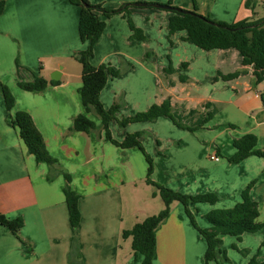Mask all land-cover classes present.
<instances>
[{
  "label": "crops",
  "instance_id": "crops-1",
  "mask_svg": "<svg viewBox=\"0 0 264 264\" xmlns=\"http://www.w3.org/2000/svg\"><path fill=\"white\" fill-rule=\"evenodd\" d=\"M89 1L109 9L133 4L126 14L142 30L136 20L145 21L142 12L145 6L134 3L168 2ZM249 1H253V6L247 5ZM173 5L227 23L264 17V0H173ZM80 14L81 7L70 0H6L0 13V212L9 218H23L22 239L0 222V264H70L75 238L64 192L67 178L29 152L18 127L9 119L19 110L32 115L49 152L58 159L59 168L71 175L72 188L81 194L80 255L73 258V264L137 263L132 238H123L122 232L135 225L131 220L125 225V192L134 201L139 181L146 178L145 154L137 146L115 145L106 139L101 128L90 133L70 130L74 118L85 111L78 91L82 85V64L75 57L87 47L80 36ZM149 15L160 18L161 12L145 15L147 20ZM170 15L165 13L159 26L166 37L170 35ZM102 18L106 20V28L94 47L91 62L95 66L109 64L115 69H125L108 79L100 95L103 104L110 107L119 93L125 94L118 81L139 69L148 82L152 74L157 78L160 96L156 102L170 98L173 107L195 119L194 125L204 123L199 130L210 133L207 144L202 140L187 143L174 140L176 166L165 177L155 170L154 180L188 194H218L219 200L214 204L192 205L196 217L202 219L201 227L210 226L208 212L235 205L241 201L244 189L252 184L250 194L259 203V220L264 221V157L251 155L238 163L228 159L236 152L234 139L244 134H256L258 147H264V79L256 82L254 66L243 65L242 55L235 48H190L184 40L187 32L177 31L169 41L171 47L181 48L179 57L175 62L169 58V66L160 64L155 72L149 62L148 40L131 38L133 30L126 15ZM104 41L111 46L109 51L102 50ZM189 51L191 56L187 55ZM183 62L188 65L182 67ZM170 66L173 70L168 71ZM59 69L61 83L49 84L43 91H28L19 86L20 81H32L37 76L52 79L51 74ZM237 70L245 72L231 79L222 76ZM3 84L9 86L16 99L11 112L1 91ZM209 113L212 116L205 121ZM88 116L98 124L94 112ZM161 117L169 118H158ZM126 134L114 138L122 141ZM157 144L160 149L163 147L160 141ZM163 155L170 157L167 150ZM214 155L220 159H213ZM156 237L154 264H204L207 242L190 221L182 203L172 205L170 215L156 230ZM229 237L240 242L241 248L250 250L240 264L255 255L264 264V228L245 232L241 239L224 235L223 241ZM235 241L231 240L232 247Z\"/></svg>",
  "mask_w": 264,
  "mask_h": 264
},
{
  "label": "trees",
  "instance_id": "trees-1",
  "mask_svg": "<svg viewBox=\"0 0 264 264\" xmlns=\"http://www.w3.org/2000/svg\"><path fill=\"white\" fill-rule=\"evenodd\" d=\"M70 1L81 7L80 36L87 43L86 49L80 51L75 56L82 64V85L78 91L85 111L79 113L74 118L70 130L90 133L92 130L98 128L97 123L88 116L89 112L97 113L101 119V129L104 130L107 140L122 148L137 146L143 151L148 162L145 181L147 184L156 187L157 191H154L153 194L160 195L165 205L159 213L147 216L144 220L135 223L131 229H124L122 232L123 238H132V249L136 256V264H154L157 246L156 230L168 218L172 205L175 202L184 205L190 221L207 242L204 264H213L214 262L220 264V259L222 258L228 260L226 250L223 248L224 235H232L241 239L245 232H257L264 228V221L259 220V203L250 194L252 184H249L244 189L241 201L235 205L208 212L206 218L210 222V226L201 227L198 224L192 205L202 202L214 204L219 200L218 194L214 192L188 194L157 183L151 178L154 170L153 159L141 142V132L127 133L122 141L114 138L110 125L117 118L121 104L114 103L110 107H106L101 101L100 95L108 79L112 76H118L120 70L115 69L109 64L95 66L91 62V58L94 55V47L106 28V20L102 16L109 17L114 14L123 13L128 19L131 30H133L131 38L146 39L142 30L137 28L133 19L126 14L131 7L130 5L133 4H125L119 9H109L101 4H93L89 0ZM148 4L150 5L151 3ZM167 4L173 5V0H168ZM5 5L6 0H0V13L4 11ZM247 5L253 6V1L247 2ZM170 11L171 15L168 24L170 35L177 31H186L187 34L184 40L204 50L235 48L242 55L243 65L254 66L256 82L264 79V74L261 73V70H264V17L227 23L215 21L195 10L186 13L177 10ZM187 65V62L182 63V67H186ZM168 70H173V66H170ZM243 72L245 70H237L229 74H223L222 76L224 79H231ZM183 79L186 80L187 78L184 77ZM59 83H61L60 80L37 76L32 81H20L19 86L28 91H43L49 84ZM1 91L5 98L7 110L11 112L15 106V96L9 86L5 84L1 86ZM262 99L264 103V93L262 94ZM173 110L172 102L170 98H167L160 104H152L145 111H139L134 115L124 118L121 120V124L125 126L131 122L153 121L160 116H167L178 126L191 131L204 125V123L196 126L183 124L175 119ZM211 116L212 113H209L205 121ZM9 119L15 127H18L19 133L26 143L29 152L36 156L37 161L46 162L52 168L59 169L67 178L64 192L69 209L70 222L75 230V238L69 256L70 264H73V258L80 255L78 232L82 220L79 206L81 194L72 188L70 184L72 181L71 175L59 168L58 159L49 152L44 136L36 126L32 115L26 110H19L14 115L11 114ZM233 143L236 147V152L228 158L230 162L238 163L251 155L264 157V147H258V136L254 133H247L235 138ZM0 222L21 238L20 229L23 225V218H9L0 212ZM234 247L237 248L235 244ZM242 251L247 253L249 250L243 249ZM245 264L263 263L255 255Z\"/></svg>",
  "mask_w": 264,
  "mask_h": 264
},
{
  "label": "rangeland",
  "instance_id": "rangeland-1",
  "mask_svg": "<svg viewBox=\"0 0 264 264\" xmlns=\"http://www.w3.org/2000/svg\"><path fill=\"white\" fill-rule=\"evenodd\" d=\"M150 3V2H147ZM151 3L150 5L145 6L142 12L146 16L151 13L161 12V17L156 18V15H149L150 19L147 20L146 16L144 15L145 21L136 20L137 23L142 25L143 33H145L148 37V47L150 49V58L149 62L151 63V67L155 72H158V68L160 64H166L169 66V58L175 62L179 57V53L181 52V48L179 47H171L170 41H172L171 36H165L162 31H159V26L164 22V14L171 13L170 10L161 9L153 6ZM170 40V41H169ZM187 46L190 48H196L197 50H201L195 44L186 43ZM147 47V48H148ZM111 46L108 45L107 41H104L102 45L103 51H109ZM137 44L135 47L136 54L138 53ZM183 54V53H182ZM181 54V55H182ZM185 55V54H183ZM188 56H191V51L187 53ZM137 66V63H135ZM138 67V66H137ZM125 71L123 68L120 69V73ZM169 71V70H168ZM154 74L151 75L149 82L147 78H143L140 75L139 69L135 70V73L132 75L128 73L122 79H120L119 84L123 89H125V94L119 93L120 95L116 97L114 103L121 104V109L117 113V118L111 122L110 128L112 134L116 138L122 137L126 133H132L139 131L141 132V142L145 147L146 151L150 154L153 159V166L154 170L151 174V178L154 180L153 174L155 170L160 171L162 173L161 177H165L164 175L168 171H172V169L176 166L174 163L172 151L175 150L173 148V143L176 141H184V143L192 142V141H204V144L209 142L210 133L207 130H199L201 127H198L199 130L196 132L195 130L191 131L181 126H178L174 123V121L170 120L169 118L161 117L158 118L156 121H146V122H132L128 123L127 125L123 126L121 124V120L124 118L134 115L139 111L147 110L152 104L158 103L156 102V97L160 96V90L157 86V78ZM111 84L109 85L108 89H111ZM160 104V103H159ZM181 109L175 108L173 110L174 117L177 121L186 124V125H194L195 119L191 117H186L183 113H181ZM94 114L98 117V128H101V119L97 113ZM96 122V121H95ZM201 122V121H200ZM198 123V122H197ZM175 140V142H174ZM160 141L163 144V147L160 149L157 143ZM167 150V154L169 153L170 157L166 158L163 155V152ZM139 152V151H138ZM148 166V164H147ZM137 167V166H136ZM139 167V166H138ZM147 176V170H146ZM145 176V177H146ZM159 177V174H158ZM156 179V178H155ZM156 181V180H154ZM157 183L162 184L161 182L156 181ZM137 195L134 198V201L131 202L130 193L125 192V199H126V206H125V225L127 227V220L130 223L134 221V223L140 222L144 220L147 216L157 214L164 208V202L160 195L155 197L153 195L154 191H157L156 187L150 184H147L145 180L139 181L138 187L136 188ZM133 211V212H132ZM196 215V213H195ZM198 218L197 221L199 225H203L201 217ZM230 239H226L223 242V248L226 250L228 260L224 258L220 259V264H240L243 262L246 257L249 256V252L244 253L241 248V243L235 241L234 237H229ZM231 240H234L235 245L237 248L231 246ZM251 254V253H250Z\"/></svg>",
  "mask_w": 264,
  "mask_h": 264
},
{
  "label": "water",
  "instance_id": "water-1",
  "mask_svg": "<svg viewBox=\"0 0 264 264\" xmlns=\"http://www.w3.org/2000/svg\"><path fill=\"white\" fill-rule=\"evenodd\" d=\"M136 6H147L149 5L147 2H136L134 3ZM153 6L157 7V8H162V9H167V10H177V11H181V12H192L191 10H187V9H183L174 5H170L167 3H154L152 4ZM61 70H55L52 74H51V78L54 80H59L61 77Z\"/></svg>",
  "mask_w": 264,
  "mask_h": 264
},
{
  "label": "built area",
  "instance_id": "built-area-1",
  "mask_svg": "<svg viewBox=\"0 0 264 264\" xmlns=\"http://www.w3.org/2000/svg\"><path fill=\"white\" fill-rule=\"evenodd\" d=\"M212 158L215 159V160H219L220 159V157L217 156V155L212 156Z\"/></svg>",
  "mask_w": 264,
  "mask_h": 264
}]
</instances>
